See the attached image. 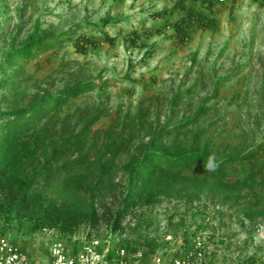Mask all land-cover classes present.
Listing matches in <instances>:
<instances>
[{
    "label": "trees",
    "instance_id": "obj_1",
    "mask_svg": "<svg viewBox=\"0 0 264 264\" xmlns=\"http://www.w3.org/2000/svg\"><path fill=\"white\" fill-rule=\"evenodd\" d=\"M203 1L210 9L215 4V0ZM187 2H177L186 12L174 24L179 33L189 23L216 27L203 12L187 11ZM117 21L106 17L102 24ZM22 26L19 22L0 59V222L12 230L11 223L26 221L34 229L56 228L74 235L82 226H96L103 196L119 192L110 229L122 233L118 242L131 252L142 249L149 254L168 246L166 237L132 244L124 236L123 224L137 209L160 198L191 204L206 198L239 206L250 223L264 221V125L257 115L255 125L250 120L244 121L247 127L238 124L236 145L218 142L226 116H217L215 105L209 103L217 99L223 80H216L212 93L184 117L167 116L164 124L152 121L150 108L141 102L136 111H118L106 130L94 131V125L108 116L103 105L89 103L66 111L79 96L95 90V80L80 78L66 66L44 82L27 72L32 60L61 48L71 31L62 38L40 33L36 25L21 40ZM133 35L131 42L136 43ZM104 39L114 42L108 34ZM185 39L183 34L180 41ZM97 45L83 34L76 39L75 50L86 53ZM191 93L189 88L187 94ZM237 99L233 97L231 104ZM178 103L174 98L170 106L174 109ZM120 173L123 177L116 181ZM202 229L200 224L190 235ZM190 235L185 234L186 243Z\"/></svg>",
    "mask_w": 264,
    "mask_h": 264
},
{
    "label": "rangeland",
    "instance_id": "obj_2",
    "mask_svg": "<svg viewBox=\"0 0 264 264\" xmlns=\"http://www.w3.org/2000/svg\"><path fill=\"white\" fill-rule=\"evenodd\" d=\"M177 2L0 0V59L19 22H23L21 40L36 25L40 33L51 32L62 38L61 34L71 31L70 39L63 40L61 48L32 60L27 72L35 81L44 82L56 78L66 66L80 78L95 80V90L79 96L66 111L89 103L103 105L108 116L94 125V131L106 130L118 111H136L141 102L150 108L152 121L164 124L167 116L172 120L184 117L212 93L216 80H223L217 99L209 104L215 105L217 116H226L220 123L218 142L236 145L238 124L247 127L244 121L250 120L255 125L258 115L260 126L264 125V0H215L212 9L202 0H188L187 11L193 8L203 12L216 27L200 28L189 23L180 33L174 24L186 12L179 9ZM106 17L118 21L103 25ZM134 33L136 43L131 42ZM83 34L98 43L86 53L75 50L76 39ZM105 34L114 42L104 39ZM183 34L186 39L181 42ZM189 88L191 94H187ZM235 96L238 99L231 104ZM174 98L179 103L173 109L170 101ZM122 177L120 173L116 181ZM118 194H105L99 205L98 224L82 226L74 235L56 228L34 229L25 220L23 225L11 223V235L28 251L32 264H46L48 249L56 239L75 237L82 242L108 236L118 241L122 233H113L109 225L119 206ZM200 224L210 242L209 264H264V221L250 223L239 206L229 207L206 198L195 204L160 198L155 204L137 209L123 225L124 236L132 244L171 236L169 245L160 252L173 255L176 250H184L180 244L185 234L190 235Z\"/></svg>",
    "mask_w": 264,
    "mask_h": 264
},
{
    "label": "built area",
    "instance_id": "obj_3",
    "mask_svg": "<svg viewBox=\"0 0 264 264\" xmlns=\"http://www.w3.org/2000/svg\"><path fill=\"white\" fill-rule=\"evenodd\" d=\"M207 238L204 232L193 233L189 243L185 238L181 242L184 250H176L173 255L160 251L146 254L142 249L131 252L108 236H94L82 242L75 237L56 239L50 244L46 264H209L212 252ZM166 239L171 242L172 237ZM32 262L28 251L13 239L11 229L0 222V264Z\"/></svg>",
    "mask_w": 264,
    "mask_h": 264
},
{
    "label": "clouds",
    "instance_id": "obj_4",
    "mask_svg": "<svg viewBox=\"0 0 264 264\" xmlns=\"http://www.w3.org/2000/svg\"><path fill=\"white\" fill-rule=\"evenodd\" d=\"M211 166V165H210Z\"/></svg>",
    "mask_w": 264,
    "mask_h": 264
}]
</instances>
